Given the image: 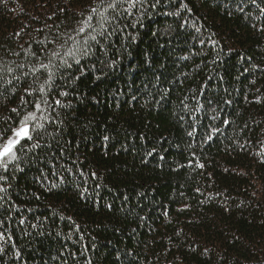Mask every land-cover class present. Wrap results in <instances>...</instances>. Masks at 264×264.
<instances>
[{
	"label": "trees",
	"instance_id": "16d2710c",
	"mask_svg": "<svg viewBox=\"0 0 264 264\" xmlns=\"http://www.w3.org/2000/svg\"><path fill=\"white\" fill-rule=\"evenodd\" d=\"M260 8L0 0V135L44 117L0 169V264H264Z\"/></svg>",
	"mask_w": 264,
	"mask_h": 264
},
{
	"label": "snow or ice",
	"instance_id": "6c2138e0",
	"mask_svg": "<svg viewBox=\"0 0 264 264\" xmlns=\"http://www.w3.org/2000/svg\"><path fill=\"white\" fill-rule=\"evenodd\" d=\"M120 0H111V2H107L106 0H99L100 6L103 8V11H101L99 14L102 19H104V12H106L108 9H115L118 6V3ZM130 6H134L135 0H128ZM253 4L257 3V0H252ZM242 10V9H241ZM91 11L93 13H96L98 11L97 8H92ZM260 11L264 13V8H260ZM89 20L92 19V17L88 18ZM85 32L84 27H80L79 29V34H83ZM89 39L95 40V36H90ZM68 40L72 41L74 45H77L75 50L73 48H69L64 55L66 56H71L75 57L76 52L81 51L79 47V42L74 40L73 37L69 36ZM87 43V41H85ZM81 54L87 55L86 51H83ZM59 53H53V56H59ZM63 63H67V61H62ZM79 63V61H76ZM23 67V66H21ZM41 69H48L49 64H41L40 65ZM8 72H12V69H7ZM37 70H33L35 72ZM54 73L49 72L48 73V79L45 80V84L48 83V80H51L52 76ZM8 83H11L9 81ZM25 92L27 95H32V93L28 90L25 89ZM40 92H44V87L41 86ZM61 95H64V93H61ZM22 100L24 99L23 97L21 98ZM44 103H47V101H44ZM57 104L60 103L59 100L56 101ZM11 112H18L17 108H12L10 109ZM42 112L41 104L40 103H35L34 104V110L33 111H28L26 114L18 116V123L15 124L14 127L11 128V135L3 136L0 135V169L3 170L4 173H7L8 169L10 166L16 165L18 167V161L20 159L18 153L21 152L24 148V144L26 142L32 141L34 137V133H37L39 130L44 129V124L40 123V119H44L43 116L38 117L37 113ZM7 131V130H6ZM191 135V133H189ZM211 139V137H209ZM33 148L39 147V144H33ZM202 167V165H200ZM7 179L6 175H0V181H4ZM6 189L3 187H0V192H5Z\"/></svg>",
	"mask_w": 264,
	"mask_h": 264
}]
</instances>
